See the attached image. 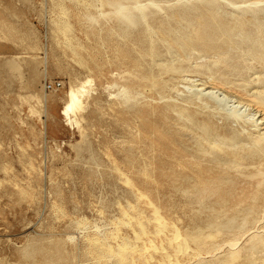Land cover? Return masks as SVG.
I'll return each instance as SVG.
<instances>
[{
	"label": "rangeland",
	"instance_id": "rangeland-1",
	"mask_svg": "<svg viewBox=\"0 0 264 264\" xmlns=\"http://www.w3.org/2000/svg\"><path fill=\"white\" fill-rule=\"evenodd\" d=\"M203 82L264 101V0H0V264H264V167L178 165Z\"/></svg>",
	"mask_w": 264,
	"mask_h": 264
},
{
	"label": "bare ground",
	"instance_id": "bare-ground-1",
	"mask_svg": "<svg viewBox=\"0 0 264 264\" xmlns=\"http://www.w3.org/2000/svg\"><path fill=\"white\" fill-rule=\"evenodd\" d=\"M134 7H132V11H134L133 10ZM132 11H131V14H132ZM140 11L144 15L143 10H140ZM134 14H135V12H134ZM135 15H137V12ZM130 17H132V16L130 15ZM160 51H162V50H160ZM160 51H159V53H160ZM164 51L166 52V50H164ZM167 52H168V50H167ZM168 55L170 56L171 54H168ZM156 62L158 63V61H156ZM175 62H176V60H175ZM151 63H152V60H151ZM164 66H165V64H164ZM158 72H159V69H158ZM138 76H140V74ZM207 83L208 82L200 83L201 84L200 88L195 89V90L191 91L190 93H187L185 96L183 95L184 98L183 99L181 98L182 99L181 103H177L174 105L170 104L169 106L177 107L178 109H176V111L179 112V114H178L179 118H175L176 123L179 125V129L174 130V133H175L174 137H175L176 143H177L176 144V150H177L176 152L180 156L179 159L176 157V159H178V165L181 167V169L183 171H188V170L193 171L194 174L192 175L191 178L196 182V184H202L204 186L203 187L204 192L211 191V194L216 196L218 193V190L217 189L211 190L210 187H212L215 184L228 182L230 179L229 178L230 176L226 177V176H223L222 174H230L231 172L234 171L235 168H239V167H255V168L257 166H263L264 167V101H263V99L254 100L252 97V99L251 98L249 99L248 104H246L242 100L237 98L239 96H242L243 94H240L239 92L237 94H235V92L233 93V92H231V90L230 91L226 90V88H224L223 86H218V85H215L213 83H211L210 85H207ZM254 88H255V86H254ZM262 88H264V87H262ZM155 89H156V87H155ZM158 89H157V91H158ZM254 91H256V90H254ZM261 91H263V90L261 89ZM75 93H76L75 89H71L72 101L70 103V110L73 112L76 111V101L73 99ZM251 95H250V97H251ZM244 107H246V108L243 110ZM250 107H255V111L250 110ZM248 109H249V112H247ZM184 110L187 111L188 113H186ZM167 115H169V114H167ZM162 118H164V117H162ZM170 119H173V118H170ZM220 120H222L221 124L219 123ZM167 128H168V126H167ZM161 153H163V152H161ZM165 155H167V154H165ZM186 161H189L191 164H186L185 163ZM194 164H196V165H194ZM164 169H165V167H164ZM250 170H252V169H250ZM205 171H207L209 173L205 175ZM242 171H243V169H242ZM262 171H263V169H262ZM164 172H162V173L164 174ZM251 172H253V171H251ZM215 173L218 175H216ZM219 175H222V176H219ZM179 178L177 179V181L184 183L185 180H180ZM166 179H167V177H166ZM159 181H161V180H159ZM165 185H166V183H165ZM252 193L255 194V192H252ZM225 195H226V193H225ZM252 197H253V195H252ZM189 199H190V197H189ZM214 199H216V198H214ZM224 199H226V198H224ZM237 199H238V196H237ZM228 200H229V198H228ZM261 216H262V214H261ZM174 225H176V224H174ZM176 235L177 234H175V236ZM176 238H177V236H176ZM260 238H262V236H260ZM253 241H255V240H253ZM256 248H254V249H256ZM245 255H246V253H245ZM121 256H124V255H121ZM110 258H112V256ZM239 260H241V259H239ZM248 262H249V260H248ZM255 262H256V260H255Z\"/></svg>",
	"mask_w": 264,
	"mask_h": 264
},
{
	"label": "built area",
	"instance_id": "built-area-1",
	"mask_svg": "<svg viewBox=\"0 0 264 264\" xmlns=\"http://www.w3.org/2000/svg\"><path fill=\"white\" fill-rule=\"evenodd\" d=\"M59 86H62V83L58 82V81L46 83V89H48V90H55V89L59 88Z\"/></svg>",
	"mask_w": 264,
	"mask_h": 264
}]
</instances>
